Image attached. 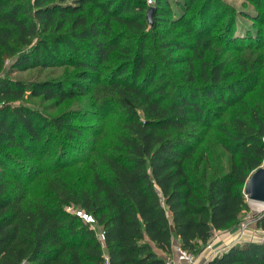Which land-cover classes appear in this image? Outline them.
I'll list each match as a JSON object with an SVG mask.
<instances>
[{"label": "trees", "instance_id": "trees-1", "mask_svg": "<svg viewBox=\"0 0 264 264\" xmlns=\"http://www.w3.org/2000/svg\"><path fill=\"white\" fill-rule=\"evenodd\" d=\"M228 8L222 0H0V264H165L175 240L197 255L214 232L241 226L246 180L264 162V58L237 57L241 75L231 81L235 70L214 61L222 51L214 42L239 49ZM213 17L227 19L215 27ZM161 22L186 37L157 40ZM154 46L164 58L185 52L167 56L182 63L181 83L172 84ZM54 68L65 69L61 77L10 76ZM257 85L262 100L253 104L245 94ZM92 94L94 106L117 105L125 131L89 180L69 184L65 158L83 118L68 111L49 121L22 101ZM207 136L222 154L204 149ZM39 177L45 192L29 197ZM252 217L264 231V209ZM208 264H264V241L234 242Z\"/></svg>", "mask_w": 264, "mask_h": 264}, {"label": "rangeland", "instance_id": "rangeland-1", "mask_svg": "<svg viewBox=\"0 0 264 264\" xmlns=\"http://www.w3.org/2000/svg\"><path fill=\"white\" fill-rule=\"evenodd\" d=\"M222 1L227 7H229L228 9H230L232 13L235 14L232 29V39L237 45H239V49L234 51L224 48V43H227L228 39L223 41V45H219L218 42H214L213 48L221 49L222 51L217 52L216 58L213 57L215 54L211 52L210 59L215 58V62L223 60V67L226 71L235 70V73L229 78V81H231L235 77H240L241 75L240 68L234 67L237 57L244 56L250 60L255 57L264 58V47L260 46L261 43H264V10H262L264 0H261L260 6H257L252 0ZM173 10L172 16L175 18L178 16L176 13L177 9L174 7ZM226 19L227 17H220V19L217 20L213 17L212 23L215 27H219L222 25L223 21H226ZM165 23L168 26H165ZM163 27H167L168 30L163 31ZM181 27L182 26L173 27L172 25H169L168 22H161L159 30L157 31L158 37L156 39H165L167 37L166 34L171 37L184 38L186 37L185 34L181 36L177 35V32L182 29ZM213 32L215 31L213 30ZM256 39L259 40L258 43ZM151 50L154 52L153 54H155L156 58L159 59V62L161 63L160 67H162L166 73H170V75L173 76V78H171L173 82L172 84L174 85V83H181V73H179V70L182 67V63H175V59L168 61L167 56L176 55L177 53H179L177 55H182V53L185 52H171V54H167L164 58L161 54V51L158 50L156 46L151 48ZM63 69L64 68L42 70L32 69L24 72H13L10 74V76L12 78L25 81L45 79L48 77L57 78L61 77L60 75L64 73L65 69ZM261 70L262 73L259 79L263 80L264 63L261 66ZM245 97L250 103L260 104L262 100V90L260 89V85H257L252 91L246 93ZM94 101L95 99L93 94L84 97H78L59 105H54L50 102L43 101L41 98L25 97L22 101L24 104L39 111L41 115L49 121L54 117L68 111L74 112L75 116H81L83 118V120L79 123L80 128L82 129V134L71 140L69 153L65 158L66 162L70 163L67 170H65L66 173L64 174L65 180L69 184L80 185L84 181L89 180L92 164L96 163L98 166H100V153L114 151L115 146L118 144V136L125 131L122 125L124 116L113 101H109V103L104 106L100 105V103H96L94 106ZM230 115L231 110H228L227 113L222 117L221 121L229 120ZM210 133L212 134L209 135L213 136V134L217 133V131L210 130ZM209 139V136H207L204 149L209 147L210 151L213 153L212 156L222 154L221 148L217 144H208ZM227 158L228 156L226 155L224 158L225 163ZM28 187L29 197H32V195L36 193L45 192V183L42 177L37 178ZM248 203L250 210L244 213L245 219L242 224L248 223L247 227H249L250 231H256V227L254 224H252V216L253 214L262 211L264 207H259L257 204L250 201H248ZM66 210L79 216L84 222L90 224L91 227L96 230L97 236L100 237V228L95 224L94 220L89 215H86L81 209L74 205L66 206ZM240 227L237 229L240 230ZM230 231L233 230H229L227 232ZM194 256L196 258V255Z\"/></svg>", "mask_w": 264, "mask_h": 264}, {"label": "crops", "instance_id": "crops-1", "mask_svg": "<svg viewBox=\"0 0 264 264\" xmlns=\"http://www.w3.org/2000/svg\"><path fill=\"white\" fill-rule=\"evenodd\" d=\"M241 236L245 241H264V231L256 228V231H250L249 227L241 232L238 229L233 231L226 232L220 231L216 232L215 236L211 239L210 243L214 250H219L220 248L226 249L236 241L238 236ZM177 244V240L174 241L173 247ZM212 250H209L207 247L202 249L196 255V264H208L209 260L212 258Z\"/></svg>", "mask_w": 264, "mask_h": 264}, {"label": "water", "instance_id": "water-1", "mask_svg": "<svg viewBox=\"0 0 264 264\" xmlns=\"http://www.w3.org/2000/svg\"><path fill=\"white\" fill-rule=\"evenodd\" d=\"M153 10V7H149L147 11V19L150 23ZM244 193L247 201L255 204H264V162L246 180Z\"/></svg>", "mask_w": 264, "mask_h": 264}, {"label": "built area", "instance_id": "built-area-1", "mask_svg": "<svg viewBox=\"0 0 264 264\" xmlns=\"http://www.w3.org/2000/svg\"><path fill=\"white\" fill-rule=\"evenodd\" d=\"M154 0H147L149 4L153 3ZM240 227V231L243 232L248 223L242 224ZM216 232H214L213 237L215 236ZM212 237V238H213ZM235 242H243V239L239 235L236 238ZM209 250H212V256L216 255L217 253L221 252L223 249L220 248L219 250H214L212 244L209 242L206 246ZM173 255L171 257H167L165 259V264H196V258L192 253L182 249L179 245H175L173 249Z\"/></svg>", "mask_w": 264, "mask_h": 264}, {"label": "bare ground", "instance_id": "bare-ground-1", "mask_svg": "<svg viewBox=\"0 0 264 264\" xmlns=\"http://www.w3.org/2000/svg\"><path fill=\"white\" fill-rule=\"evenodd\" d=\"M259 207H264V204H257ZM261 210V209H260Z\"/></svg>", "mask_w": 264, "mask_h": 264}]
</instances>
